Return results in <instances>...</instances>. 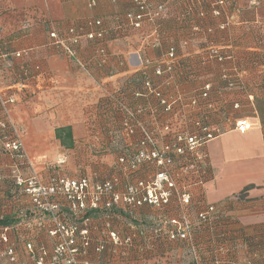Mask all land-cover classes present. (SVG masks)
Wrapping results in <instances>:
<instances>
[{
	"label": "crops",
	"instance_id": "1",
	"mask_svg": "<svg viewBox=\"0 0 264 264\" xmlns=\"http://www.w3.org/2000/svg\"><path fill=\"white\" fill-rule=\"evenodd\" d=\"M157 1L166 4V18L159 22L160 43L154 46L150 24L139 31L116 30L113 17L133 8L129 0H96L94 8L84 0H0V91L17 99L10 108L11 116L22 130L25 151L44 157L40 176H87L95 181L116 176L122 188L157 170L144 165L137 172L125 173L119 163L123 155L136 151L140 140L139 133L124 134L126 110L143 109L137 120L148 127L153 122L151 111L159 112L154 98L136 97L143 73L170 95L189 96L212 82V99L224 106L218 119L222 134L205 147L211 179L203 187L189 189L190 239L171 242L164 232H152L166 218L179 215L181 208L175 200L164 210L147 205L133 212L119 209L110 219L91 213L85 224L95 238H101L107 222L112 230L125 234L134 228L143 232L137 240L142 251L131 250L123 261L111 260V254L103 252L93 256V264H264V47L258 44L264 33V0H255L257 6L249 4L252 0H228L225 15L232 22L225 31L217 26L226 16L211 15L212 0ZM187 4L194 9V20L184 17ZM200 10L206 13L203 19L196 16ZM96 19L110 29L108 59L105 65H97L95 45L83 40L77 48V59L88 66L83 71L73 58L50 46L49 34L62 35L70 27ZM194 25L212 27L214 32L190 37ZM208 40L215 41L224 55H231L224 66L217 62L203 65ZM170 45L177 47L178 66L166 86L167 76H154L153 72ZM23 51L26 54L15 57ZM256 58L258 62L252 63ZM223 67L231 75L230 88L221 79ZM236 104L238 109H234ZM245 118L256 126L238 132L234 124ZM160 120L175 125L179 121L177 116ZM61 127L71 128L74 144L70 149L55 138V130ZM59 161L64 163L58 165ZM16 173L27 177L30 172L14 168L0 139V221L11 223L0 226L10 228V241L23 248L32 235L24 224L34 209L29 197L17 193ZM248 186L251 188L244 193ZM206 205L216 207V213L212 223L202 225L197 215ZM33 239L51 244L45 234ZM3 248L0 245V264L5 260Z\"/></svg>",
	"mask_w": 264,
	"mask_h": 264
},
{
	"label": "built area",
	"instance_id": "2",
	"mask_svg": "<svg viewBox=\"0 0 264 264\" xmlns=\"http://www.w3.org/2000/svg\"><path fill=\"white\" fill-rule=\"evenodd\" d=\"M90 8L96 6V0H84ZM133 5L130 11L117 13L113 19L116 30L139 31L144 25H152L154 30V46L160 42V24L166 17V4L157 0H129ZM186 2L187 0H183ZM115 3L116 0H111ZM228 0H212L211 15L215 17L226 16L225 22L217 26L225 31L232 22L230 15H225ZM251 6H257L255 0L250 1ZM184 17L194 20V9L187 4ZM196 16L205 18L206 13L200 10ZM214 28L202 29L192 26L190 37L203 32L213 34ZM110 29L101 19L87 20L81 25L70 27L59 35L52 31L50 46L63 51L66 56L73 58L83 71H88L86 64L77 59V48L83 40L95 45L96 63L99 66L106 64ZM187 41H184L186 44ZM26 52H16L15 57L20 58ZM231 55H224L223 50L208 40L204 51L203 65L217 62L224 64L231 60ZM162 64L154 69V76H167L166 86L174 79V71L178 66L177 47L170 45L163 56ZM146 65L150 62L144 61ZM143 62V65H145ZM40 67L36 68L38 71ZM142 80L141 92L136 97H152L156 100L159 112L151 111L152 124L148 127L140 124L138 115L143 109L133 112L126 110L123 131L126 136L139 133L140 140L136 151L129 156L123 155L119 163L125 173L137 172L144 165L155 167L153 175L145 179H137L120 188V180L115 176L106 180L95 181L89 177H66L56 174L44 179L36 172L25 152L22 139L11 117V106L17 103L14 95H4L0 91V110L3 118L0 119V139L7 154L14 160V168L18 171L27 168L29 175L16 173L14 183L17 193L29 197L34 214L25 224L30 237L19 248L16 242L10 241V228L0 226V245H3L1 264H93V256L102 255L103 252L111 254V260H125L131 250L142 251L143 246L137 240L143 235L139 229L134 228L129 234L120 230H112L107 222L101 238H95L92 230L85 223L91 213H102L107 219L115 214L116 210L124 209L133 212L145 205L158 209H167L172 202L177 201L181 211L174 218H166L160 226L152 230L153 234L164 232L168 240H189L192 222L187 212L191 202L189 189L192 186L203 187L211 179L209 174L208 154L206 145L216 140L221 133L218 119L223 115V104L212 99L213 83L207 82L189 96L181 93L167 94L158 85H155L145 73ZM221 79L228 82V88L233 86L231 75L224 69ZM239 105H234L238 109ZM164 116H177L178 125L171 123L161 124ZM256 126L249 118L238 120L234 129L246 133ZM59 161L57 164H63ZM216 207L206 205L198 213L200 224H210L213 221ZM45 234L50 243L37 242L33 236Z\"/></svg>",
	"mask_w": 264,
	"mask_h": 264
},
{
	"label": "trees",
	"instance_id": "3",
	"mask_svg": "<svg viewBox=\"0 0 264 264\" xmlns=\"http://www.w3.org/2000/svg\"><path fill=\"white\" fill-rule=\"evenodd\" d=\"M85 22V21H84ZM84 22H81V23H84ZM81 25V24H80ZM28 27V24H26V27L25 28H27ZM51 43V42H50ZM262 48L264 47V33H263V35H261V38L259 39V43H258ZM258 62V59L256 58V59H254V60H252V63H257ZM86 67H87V70H88V66L86 65ZM3 117H1L0 119H2ZM55 138H57L59 141H60V143H61V145L64 147V148H66V149H70L72 146H73V144H74V142H73V137H72V131H71V128L70 127H61V128H57L56 130H55ZM251 188V186H248L245 190H244V193H246L247 192V190L248 189H250ZM244 193H242L241 195H240V197H243V194ZM0 224H2V225H9V224H11L10 223V221H8V220H6V219H4V220H1L0 221Z\"/></svg>",
	"mask_w": 264,
	"mask_h": 264
},
{
	"label": "rangeland",
	"instance_id": "4",
	"mask_svg": "<svg viewBox=\"0 0 264 264\" xmlns=\"http://www.w3.org/2000/svg\"><path fill=\"white\" fill-rule=\"evenodd\" d=\"M95 56V55H94ZM12 115V114H11ZM12 117V116H11ZM12 119H13V117H12ZM13 122H14V124H16L15 123V121L13 120ZM16 126H17V129L19 130V133H20V136H22V130H21V128H19L18 127V125L16 124ZM24 141H23V139H22V143H23ZM23 147H24V143H23ZM24 150H25V148H24ZM26 152V151H25ZM27 153V152H26ZM28 157H29V159H30V162L33 164V166H34V168H36V172L38 173V172H40V168H39V165L41 164V162L43 161L44 162V157H41V159H40V157H38V156H34L33 154H29L28 153Z\"/></svg>",
	"mask_w": 264,
	"mask_h": 264
}]
</instances>
